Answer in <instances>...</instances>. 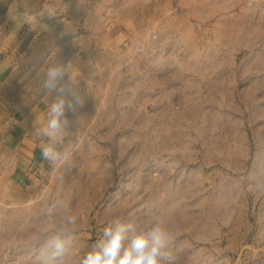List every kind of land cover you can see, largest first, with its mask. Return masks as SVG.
<instances>
[{
	"label": "rangeland",
	"instance_id": "374dc122",
	"mask_svg": "<svg viewBox=\"0 0 264 264\" xmlns=\"http://www.w3.org/2000/svg\"><path fill=\"white\" fill-rule=\"evenodd\" d=\"M60 64L77 150L25 182L0 146V264H40L65 230L80 264L117 218L160 222L176 264H264V0H0L3 138L47 142Z\"/></svg>",
	"mask_w": 264,
	"mask_h": 264
},
{
	"label": "clouds",
	"instance_id": "9594fccd",
	"mask_svg": "<svg viewBox=\"0 0 264 264\" xmlns=\"http://www.w3.org/2000/svg\"><path fill=\"white\" fill-rule=\"evenodd\" d=\"M46 77L44 87L54 96L46 98L48 117L40 135L47 137V143L41 148V155L50 164L58 165L77 150L74 143L64 141V134L69 124L66 112L73 111L74 101L79 100V83L73 82L68 67L62 64L49 66ZM60 207H63L62 202L54 201L47 215L53 216ZM76 220L75 215L65 216L67 225L75 224ZM168 243L169 235L160 222L145 230L133 221L117 218L103 228L101 237L80 264H176L177 258ZM44 248L40 264H65L71 252L69 234L65 230L50 236Z\"/></svg>",
	"mask_w": 264,
	"mask_h": 264
},
{
	"label": "crops",
	"instance_id": "0c3cea01",
	"mask_svg": "<svg viewBox=\"0 0 264 264\" xmlns=\"http://www.w3.org/2000/svg\"><path fill=\"white\" fill-rule=\"evenodd\" d=\"M180 80L181 83H188L189 79L184 80L181 78ZM190 80L191 83H194L193 78H190ZM23 131V129L15 128L12 131L6 132L7 134L4 135V138L3 134L0 133V146L6 149V152L12 156L13 162L17 165L15 179L29 182L33 180L32 178H35L37 165L43 166L45 163H50L45 161L41 155V148L47 142L43 144V139L38 140V138H34ZM29 153L32 155L31 157L28 156Z\"/></svg>",
	"mask_w": 264,
	"mask_h": 264
}]
</instances>
